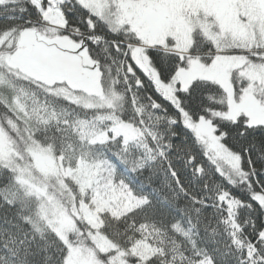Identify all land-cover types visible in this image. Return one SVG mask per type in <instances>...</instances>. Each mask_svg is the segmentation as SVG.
Returning a JSON list of instances; mask_svg holds the SVG:
<instances>
[{
	"label": "snow or ice",
	"instance_id": "1",
	"mask_svg": "<svg viewBox=\"0 0 264 264\" xmlns=\"http://www.w3.org/2000/svg\"><path fill=\"white\" fill-rule=\"evenodd\" d=\"M0 264H264V0H0Z\"/></svg>",
	"mask_w": 264,
	"mask_h": 264
}]
</instances>
